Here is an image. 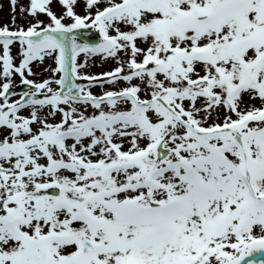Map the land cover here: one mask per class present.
I'll list each match as a JSON object with an SVG mask.
<instances>
[{
    "label": "rangeland",
    "instance_id": "obj_1",
    "mask_svg": "<svg viewBox=\"0 0 264 264\" xmlns=\"http://www.w3.org/2000/svg\"><path fill=\"white\" fill-rule=\"evenodd\" d=\"M37 1L40 2L0 0V29L32 34L46 28L48 34L75 47L71 31L78 25L89 23L84 17L89 18L90 13L96 12L103 0H41L42 11L32 10L30 5L37 6L34 4ZM135 1L114 0V5L107 10L121 18L119 30L112 36L119 45L114 51L118 54L107 52L103 53L104 57L88 59L93 67L91 73L113 66L119 69L121 81L118 79V82L86 91L101 93L121 89L136 93L140 101L151 103L147 112L132 100L113 103L114 106L110 107L115 114L98 116L102 130L95 129L94 132L100 137L108 133L110 130L104 128L103 123L110 118L107 127L116 124L110 127L112 139L96 137L95 143L86 134L78 140L76 137L57 141L53 138L55 127L79 129L81 125L76 120L84 113H93L85 110L87 104L77 108L53 101L48 105V95L43 94L45 103L39 108L6 118L0 113L8 122L0 131V141L10 142H5L6 149L0 148V237L13 235L0 244V264H172L166 259L168 248H179L177 257L191 260L188 255L192 247L187 246L186 233L192 230L202 240L205 224L215 222L219 224L213 228L215 235L227 236L222 251L234 248V255L244 251L249 242L264 238V207L252 204L243 187L240 179L242 154L230 139L236 131L245 138L249 149L245 154L246 164L252 171L256 190L264 195V133L260 139L259 132L264 126V121L260 120L264 114V95L262 98V74L257 70L262 62L248 61L247 58L246 62H240L236 55L228 58L223 54L230 40L227 50L238 57L243 58L242 47L248 50L247 53L264 52V44H260L258 38V29L264 27V17H251L255 30L248 27V19L245 27L237 25L235 12L226 16L218 29L217 26L213 29L206 26L196 28V24L190 22L186 26L172 23L163 30L160 23L164 17L181 22L177 19L182 18L180 12L198 13L206 5H211L212 10L215 1L184 0L182 3L176 0L181 6L175 16L170 12L171 0H166L161 9L147 2L135 7ZM14 13H19L21 20L16 19ZM91 27L98 29L97 24ZM225 37L227 43H224ZM46 45L49 46V42ZM168 45L174 51L181 45L185 49L182 51L203 49L206 52L205 55H190L189 59L164 61L167 70L128 81L127 77L136 64L132 62H149L156 56L161 58ZM26 47L25 41L11 45L0 43V91L30 80L41 84L42 93L53 91L57 96L56 86L52 87L60 79L61 65L56 53L51 49H35L33 54L25 50ZM9 54L11 66L20 67L21 73L27 66L24 75H18L11 67H8L9 72L5 67ZM198 56L201 59L195 60ZM86 58L87 55L83 54L81 66L85 65ZM99 59L102 61L97 62ZM21 61L25 66L21 67ZM226 81L230 82L229 86L224 84ZM237 83H240L236 86L242 92L240 96L226 95L219 99L217 97L221 95L213 91L217 85L216 88L224 91ZM248 83L255 86L250 91L246 87ZM1 95L0 111L15 100L6 95L1 98ZM163 100L191 126L205 131L215 130V133L206 138L197 137L171 120L165 111L166 116L175 122L173 124L164 115ZM223 101H228L232 110ZM237 105L240 113L235 112ZM102 108L108 114L107 108ZM68 110H73L69 122L65 121ZM32 115L35 127L30 126ZM24 119L29 120L25 130H14L12 125L22 124ZM63 123L66 125L59 127ZM225 123L234 131L217 133L220 125L225 126ZM27 138H34L38 146L16 145V151L14 143H22ZM157 140L169 151L161 160L154 156ZM93 144L97 147L90 148ZM129 151L131 155L127 157ZM69 154L77 156L73 161L78 168L81 166V170L49 173L52 166L70 164ZM136 160L137 167L131 165L128 170L127 165ZM162 165L171 168L158 167ZM189 168L194 171L189 173ZM52 186L60 187L61 193L52 196L49 193ZM78 194L92 197L87 205L79 206L90 209L76 206L75 197H72ZM153 204L161 205V208L154 210L151 216L148 206ZM10 221L22 225L18 233L14 234ZM78 236H92L99 243V262L83 260ZM222 242L220 240L218 244ZM201 244L206 246L204 242Z\"/></svg>",
    "mask_w": 264,
    "mask_h": 264
},
{
    "label": "water",
    "instance_id": "obj_2",
    "mask_svg": "<svg viewBox=\"0 0 264 264\" xmlns=\"http://www.w3.org/2000/svg\"><path fill=\"white\" fill-rule=\"evenodd\" d=\"M232 264H264V242L251 245L247 252Z\"/></svg>",
    "mask_w": 264,
    "mask_h": 264
}]
</instances>
